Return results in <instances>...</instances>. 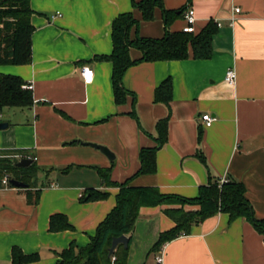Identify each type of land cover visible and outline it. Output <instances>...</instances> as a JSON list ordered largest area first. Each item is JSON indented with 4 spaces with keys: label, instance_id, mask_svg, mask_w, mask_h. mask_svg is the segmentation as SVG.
Masks as SVG:
<instances>
[{
    "label": "crops",
    "instance_id": "obj_1",
    "mask_svg": "<svg viewBox=\"0 0 264 264\" xmlns=\"http://www.w3.org/2000/svg\"><path fill=\"white\" fill-rule=\"evenodd\" d=\"M139 1V0H138ZM167 10L191 7L197 32L212 20L221 22L212 36V56L143 61L128 67L123 86L126 102H115L113 63L96 59L113 50L112 22L133 11L139 20L134 38L163 37V11L152 20L132 6V0H31L32 62L0 65V73L23 77L32 84L31 107L0 109V155L20 161L30 157L39 169L35 188L38 204L27 199V188L0 185V264H11L13 246L39 253L35 264H55L57 252L74 241L85 247L98 225L117 204L119 187L106 186L98 170L110 169L111 180L155 187L163 194L194 198L202 185L224 177L242 181L256 218H264V0H239L243 7L230 23L232 0H163ZM61 16L52 18L55 13ZM183 16L170 31L181 30ZM131 57L141 58L132 48ZM94 70L85 83L81 68ZM229 68L237 71L235 85L226 82ZM170 78V108L155 101L161 82ZM135 110L138 119L130 112ZM215 118L206 126L201 115ZM169 118L168 140L156 153L155 173L138 174L143 148L157 146L156 126ZM202 134L201 140L199 139ZM107 146V155L90 145ZM200 154L205 157V163ZM70 166L68 171H65ZM88 188L105 190L106 199L83 203ZM140 208L129 242L127 264H157L155 248L164 231L175 223L167 207ZM186 210L197 206L184 205ZM55 213L68 217L74 229L52 232ZM164 264H264V236L244 216L230 220L219 212L193 225L190 234L167 241Z\"/></svg>",
    "mask_w": 264,
    "mask_h": 264
},
{
    "label": "trees",
    "instance_id": "obj_2",
    "mask_svg": "<svg viewBox=\"0 0 264 264\" xmlns=\"http://www.w3.org/2000/svg\"><path fill=\"white\" fill-rule=\"evenodd\" d=\"M132 6L143 14L144 20H152L155 16V8L163 11L166 33L163 37L151 38L140 36L138 33L133 38V28L139 30V20L133 11H127L118 15L112 22L113 50L110 55H97L96 59L108 60L113 63L112 85L115 102H126L129 91L123 86V77L128 67L143 61H159L189 58L190 48L192 55L198 59L210 58L213 52L212 36L218 31V25L210 20L199 32L186 33L182 29L170 31L173 21L184 15L187 10L182 7L177 10H167L163 0H132ZM34 10L31 0H0V65L29 64L32 61V36L34 26L32 23ZM132 48L141 52L140 59H134L130 55ZM28 83L23 77L12 74L0 73V109L3 107H31L34 104V95L31 88H24ZM173 87L170 78L165 79L159 85L155 93V101L164 103L170 108ZM133 110L130 114L138 119L135 110V96H133ZM139 120V119H138ZM169 118L165 117L156 126L157 146L143 148L140 153L141 169L135 174L155 173L157 170L156 153L168 140ZM202 134L199 139L201 140ZM11 154L0 155V176L9 174L14 178L27 183V199L31 203L38 204L41 190L32 191L39 172L33 162L27 167H19L16 158ZM205 163V157L200 154ZM30 158V157H29ZM23 159V158H22ZM70 166L65 170L68 171ZM110 169L100 168V177L106 186L119 187L117 204L109 212L107 217L98 225L97 233L85 247H79L72 241L68 248L57 252L59 259L55 264H127L129 249L124 244H119L115 252L110 255L109 250L114 237L125 234L132 239L134 224L140 215L143 206L155 205H180L179 207H167L164 211L172 218L175 227L164 231L157 241L155 248H159L167 241L176 239L183 234H190L193 225L204 221L219 212L229 214L230 220L244 216L252 223L256 230L264 236V218H256L254 209L245 193L246 187L242 181L228 179L221 186L219 181H211L208 185L199 188V195L187 198L181 195L161 193L155 187L131 186L130 179L123 183L111 180ZM12 185V184H10ZM108 192L95 188H88L80 196L83 203L95 202L106 199ZM184 205L197 206L195 210H186ZM74 229L68 217L62 213H55L50 218L49 230L52 232ZM115 257L116 260L112 258ZM40 260L39 253H25L20 247L13 246L11 252V264H35Z\"/></svg>",
    "mask_w": 264,
    "mask_h": 264
},
{
    "label": "built area",
    "instance_id": "obj_3",
    "mask_svg": "<svg viewBox=\"0 0 264 264\" xmlns=\"http://www.w3.org/2000/svg\"><path fill=\"white\" fill-rule=\"evenodd\" d=\"M232 9H233V13L232 16L230 17V23L232 25L235 24V20L237 17V14L241 13L243 10V7H241V5L239 4V0H232ZM62 14L57 12L55 14L52 15V18H55L57 16H61ZM184 19V26L182 28V30L186 33L189 32H196L197 31V27H196V16H195V10L191 7H188L187 10L184 13L183 16ZM218 27L221 26V22L216 21L215 22ZM81 75H83L84 78V82L85 83H91L93 81L94 78V70L92 67H90L89 65H83L81 68ZM225 80L228 84L230 85H235L236 80H237V71L234 70L233 68H229L225 77ZM24 88H31L32 89V84L31 83H26L24 86ZM202 120L204 121L206 126H210L213 121L215 120L214 117L211 116L210 113H205L201 115ZM2 119V115L0 113V121ZM228 179L227 178H223L220 179L219 181V185L221 186L223 183H225ZM10 177L9 174H5L3 177L0 176V185L1 186H8L10 185ZM168 242H165L164 244H162L159 248L158 254L156 255V261L157 264H164L165 261V250H166V246H167ZM113 260H116L115 257L112 258Z\"/></svg>",
    "mask_w": 264,
    "mask_h": 264
},
{
    "label": "water",
    "instance_id": "obj_4",
    "mask_svg": "<svg viewBox=\"0 0 264 264\" xmlns=\"http://www.w3.org/2000/svg\"><path fill=\"white\" fill-rule=\"evenodd\" d=\"M9 124L6 122V123H0V128L1 129H5ZM82 144H86V145H90L98 150H101L102 152H104L107 157L110 159V160H114L115 159V155L112 151H110V149L103 145V144H97L95 142H91V141H84L82 142ZM33 159L32 158H29V157H23V159H21L18 163H17V166L23 168V167H27L29 166L30 164L33 163ZM10 183L16 187H20V188H24V187H28L27 183H25L24 181H19L17 179H10ZM124 244V246L126 248L129 247V238L127 235L125 234H122V235H118V237H114L112 239V242H111V247H110V250H109V254L112 255L115 250L117 249L118 245L119 244Z\"/></svg>",
    "mask_w": 264,
    "mask_h": 264
}]
</instances>
